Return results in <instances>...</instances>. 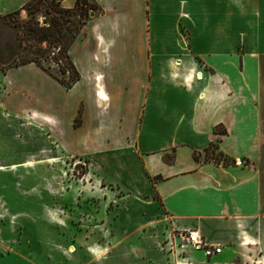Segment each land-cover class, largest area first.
I'll list each match as a JSON object with an SVG mask.
<instances>
[{
    "label": "crops",
    "instance_id": "1",
    "mask_svg": "<svg viewBox=\"0 0 264 264\" xmlns=\"http://www.w3.org/2000/svg\"><path fill=\"white\" fill-rule=\"evenodd\" d=\"M30 1L0 0V17ZM93 1L68 50L73 87L34 63L0 70V112L41 116L97 166L123 193L125 234L160 216L167 232L219 246L210 258L264 264V0ZM210 147L230 162L207 159ZM0 264L42 263L0 248Z\"/></svg>",
    "mask_w": 264,
    "mask_h": 264
},
{
    "label": "rangeland",
    "instance_id": "2",
    "mask_svg": "<svg viewBox=\"0 0 264 264\" xmlns=\"http://www.w3.org/2000/svg\"><path fill=\"white\" fill-rule=\"evenodd\" d=\"M52 15L58 13L46 2L0 21L2 63L36 58L59 76L52 59L57 50L26 36L28 27H47ZM51 134L41 116L0 112V248L32 254L42 264H176L164 217L122 232L117 208L123 193ZM218 154L210 147L206 157L230 162ZM203 264L223 263L215 256Z\"/></svg>",
    "mask_w": 264,
    "mask_h": 264
},
{
    "label": "trees",
    "instance_id": "3",
    "mask_svg": "<svg viewBox=\"0 0 264 264\" xmlns=\"http://www.w3.org/2000/svg\"><path fill=\"white\" fill-rule=\"evenodd\" d=\"M46 2H49L53 10L58 13V16L52 15L48 20L49 23L47 27H28L26 29V36L36 42H45L57 50V53L52 52V59L53 62L58 65V71L60 75L57 76L52 73L36 58H30L20 62H15L14 60L12 65H4L0 59V70L4 72L11 67L24 65L27 63H34L47 74L55 78L65 89H71L79 79V74L69 57L68 50L84 24L88 21L90 15H93V13L97 11L98 6L93 0H76L73 8L63 9L58 5L56 0H31L25 4L23 9L28 11L29 7L38 8L40 4ZM16 13L17 12L12 14ZM12 14L0 17V21H4ZM218 155L223 156L221 153ZM236 262L237 263L235 264H250L241 263L239 261Z\"/></svg>",
    "mask_w": 264,
    "mask_h": 264
},
{
    "label": "built area",
    "instance_id": "4",
    "mask_svg": "<svg viewBox=\"0 0 264 264\" xmlns=\"http://www.w3.org/2000/svg\"><path fill=\"white\" fill-rule=\"evenodd\" d=\"M166 245L176 264L182 263L180 260L185 258L188 251H201L207 258L221 253L219 246L207 245L197 231L171 232L167 236Z\"/></svg>",
    "mask_w": 264,
    "mask_h": 264
},
{
    "label": "water",
    "instance_id": "5",
    "mask_svg": "<svg viewBox=\"0 0 264 264\" xmlns=\"http://www.w3.org/2000/svg\"><path fill=\"white\" fill-rule=\"evenodd\" d=\"M90 16H92V14ZM43 24H45V22H43Z\"/></svg>",
    "mask_w": 264,
    "mask_h": 264
},
{
    "label": "bare ground",
    "instance_id": "6",
    "mask_svg": "<svg viewBox=\"0 0 264 264\" xmlns=\"http://www.w3.org/2000/svg\"><path fill=\"white\" fill-rule=\"evenodd\" d=\"M0 170H1V168H0ZM254 262V261H253ZM256 262V261H255Z\"/></svg>",
    "mask_w": 264,
    "mask_h": 264
}]
</instances>
